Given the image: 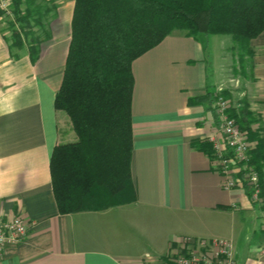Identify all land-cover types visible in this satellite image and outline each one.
<instances>
[{
    "label": "crops",
    "instance_id": "0c3cea01",
    "mask_svg": "<svg viewBox=\"0 0 264 264\" xmlns=\"http://www.w3.org/2000/svg\"><path fill=\"white\" fill-rule=\"evenodd\" d=\"M51 5L43 23L49 37L33 63L24 49L11 57L0 29V215H22L31 224L21 243L5 248L0 264H165L185 239H226L236 264H264V186L255 203L247 188L225 190L209 155L192 145L220 138L214 103L188 100L228 89L222 77L226 45L215 52L206 38L225 35L174 30L132 62L135 199L58 212L49 159L56 144L76 135L53 101L74 0ZM250 47L246 77L227 81L242 85V96L231 91L233 107L244 97L264 125V30Z\"/></svg>",
    "mask_w": 264,
    "mask_h": 264
},
{
    "label": "trees",
    "instance_id": "16d2710c",
    "mask_svg": "<svg viewBox=\"0 0 264 264\" xmlns=\"http://www.w3.org/2000/svg\"><path fill=\"white\" fill-rule=\"evenodd\" d=\"M41 1L51 9L52 0ZM21 2L12 0L11 37L2 36L12 58L24 49L33 63L41 41L49 37L47 31L41 32V38L35 32L44 31L42 18L48 8L41 11L34 0H27V9L22 10ZM34 13L43 14L40 21L33 18ZM174 30L192 37L229 35L239 73L246 76L247 66L253 65L250 40L264 30V0H74L62 80L53 101L56 109L66 112L76 135L73 142L56 144L49 159L59 213L103 209L135 199L130 170L131 65ZM28 35L31 38L25 40ZM218 96L230 98L228 90L221 89L188 102L214 103ZM238 103V107L229 104L227 114L254 143L249 159L258 174L261 196L264 125L244 97ZM192 143L211 156L209 142Z\"/></svg>",
    "mask_w": 264,
    "mask_h": 264
},
{
    "label": "built area",
    "instance_id": "2783aa9c",
    "mask_svg": "<svg viewBox=\"0 0 264 264\" xmlns=\"http://www.w3.org/2000/svg\"><path fill=\"white\" fill-rule=\"evenodd\" d=\"M11 3L12 0H0V10L8 12ZM228 106L229 102L222 96L214 102L220 138H209L212 149L210 159L216 172L223 177L225 190L247 188L250 201L260 202L258 174L249 159L254 143L247 139L246 131H242L228 116ZM30 227L31 224L22 215H0V259L6 247L19 244L26 238ZM169 261L174 264H236L231 256V242L226 239H185L178 253L169 257Z\"/></svg>",
    "mask_w": 264,
    "mask_h": 264
},
{
    "label": "rangeland",
    "instance_id": "374dc122",
    "mask_svg": "<svg viewBox=\"0 0 264 264\" xmlns=\"http://www.w3.org/2000/svg\"><path fill=\"white\" fill-rule=\"evenodd\" d=\"M27 4H28L27 0L26 1L22 0V2L20 4V8L22 10L27 9V8H25V6H27ZM33 4L36 6H38V4H39V6L42 7L41 11H44V8L50 5V4H47V2L44 3V1H41V0H34ZM47 8H48V10H47L45 15H49L51 13L50 7H47ZM41 15H43V14H41ZM45 15H43V18H42L43 21H47V18ZM33 16H34L33 18H36L39 20L40 16H37V13H34ZM13 18H14V14H13L12 7L8 12H4V11L0 10V21H1L0 29H2L1 34L7 35V37H9V38L11 37L10 36L11 27H10L9 23H10V20H12ZM35 32H36L37 36L41 38V36H43V33H41V32H45V26H44V31H42V28H38V30H36ZM180 32H183V31H180ZM24 38H25V40H29L31 38V36L28 35ZM206 38L210 39L209 44H208L209 48L211 50L214 49L215 52H218L219 47L222 46V44H224V43L226 45L225 47L228 46L227 48L224 47V49H223V56H225L226 59H225L224 64H223V69H222L223 75H222V77L226 80V82L229 86L227 90L230 94V98H227V101H231V105L233 106V104H232L233 94L231 93V91H236V96H239V97L242 96V95H239V93H237L238 91L242 90V85H241V83H235L234 81L233 82L231 81L232 82V84H231V82L227 81V79H234L235 77H238V76L242 77V78L246 77L245 75H241L239 73V68H238L239 63H238V60L235 56V51H236L235 44L233 45L231 37L229 35L212 36V37L207 36ZM248 69L249 68L247 66L246 72L248 71ZM235 99L238 100L240 98L237 97ZM177 253L178 252H175V254H177Z\"/></svg>",
    "mask_w": 264,
    "mask_h": 264
}]
</instances>
